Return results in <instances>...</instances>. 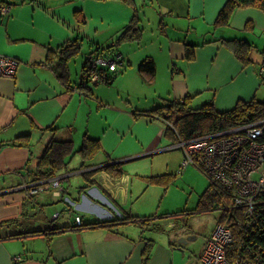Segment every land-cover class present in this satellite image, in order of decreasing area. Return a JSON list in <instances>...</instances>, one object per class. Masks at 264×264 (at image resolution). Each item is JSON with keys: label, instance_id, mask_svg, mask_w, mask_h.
<instances>
[{"label": "crops", "instance_id": "crops-1", "mask_svg": "<svg viewBox=\"0 0 264 264\" xmlns=\"http://www.w3.org/2000/svg\"><path fill=\"white\" fill-rule=\"evenodd\" d=\"M2 1H6L9 10L0 16V54L16 58L18 67L13 78L0 77V264H198V255L208 235L200 250L187 256L185 243L172 241L186 237L172 221L174 216L171 219L157 216V220L166 219L163 231H153L162 234L160 237L137 234L133 228L136 220L123 219L139 213L134 203L143 190V177L162 174L147 175L143 173L148 172L135 170L137 173L131 176L122 168L123 163L117 177L99 168L94 169L87 181L82 176L84 169L67 173L74 175L72 181L78 184L82 179L83 184H78L72 193L66 186L71 181L67 176L62 183L63 194L72 200L75 213L84 223H93L79 229L74 228L71 214L64 213L60 217L69 218L59 223V217L54 224L52 214L46 215L48 205L54 207L51 213L64 210L66 205L51 189L29 196L19 188L34 179L32 171L37 158L51 139L72 141L75 150L82 143L90 147V141L97 140L98 154L88 161L89 170L145 151L144 147L139 149L143 145L142 134L134 132L129 121L142 117L141 122H150L148 112L155 106L138 118L123 110L122 120L113 114L121 109H110L89 82L81 84L83 61L82 64L74 61L80 75L72 80L69 61L78 58L84 39L92 43L87 55L98 49L100 55L116 57V65L122 68L118 72L103 68V75L111 72L118 75L127 68L119 77L130 72V77L137 74L151 82L164 69L159 66L162 59L171 66L166 63L165 97L170 100L186 97L190 104L202 95V101L210 102L214 109L227 110L256 97L252 69L264 73L260 71L264 48L257 49L249 42L248 30L256 26L264 30V12L255 5L240 6L237 0H231L230 14L221 23V38L204 43L202 39L209 38L212 13L220 11L228 0ZM61 7L65 8L63 12ZM147 17L152 31L145 34L143 22ZM196 21L205 27L201 34ZM128 26H131L128 29L131 38L124 37L116 43ZM212 35L215 37L216 30ZM73 40L79 42L80 52L68 59L66 74L61 77L56 68L60 44ZM190 41L195 43L193 54L191 59H185ZM109 47L110 54L101 52ZM143 59L153 61V78L139 69ZM238 74L251 75L253 80L232 85ZM98 82H103L102 78L95 80L94 85ZM160 99L153 105H165L164 101L169 100ZM160 131L164 135L162 123ZM74 158L72 165L82 162L81 156ZM60 173L65 174L64 170ZM45 194L55 200H48ZM16 230L36 234L9 236Z\"/></svg>", "mask_w": 264, "mask_h": 264}, {"label": "rangeland", "instance_id": "rangeland-1", "mask_svg": "<svg viewBox=\"0 0 264 264\" xmlns=\"http://www.w3.org/2000/svg\"><path fill=\"white\" fill-rule=\"evenodd\" d=\"M63 1V0H59ZM65 8L61 7L60 10L63 12ZM219 11L212 13L211 22L212 24L209 27V33H207L209 38H212V31L216 30L215 37L221 38L220 30L223 29L221 22H215V17ZM145 24V34L152 31L151 23L149 18H146ZM197 24L198 32L201 34L204 32L205 27L199 21L195 22ZM142 28L141 25H138ZM264 30L259 29L258 26L254 28V30H248L249 42L254 44L257 49L264 48ZM213 39V38H212ZM104 40V39H102ZM120 44V43H119ZM121 45V44H120ZM90 46H92L91 40L84 39L81 44V53L74 59H70L69 67L72 72V80H75L76 76L79 78L80 69L76 66L75 60L78 64L83 61V57L87 54L86 50H89ZM75 56V55H74ZM111 59L115 60L114 56H110ZM159 66L160 68H164L158 72L156 79H153L151 82L146 77L135 76L132 74V77L129 76L130 72L124 74L122 77H119L127 68L123 70L122 73H118L116 78L110 83L105 84L103 82H98L94 85L93 82H89V86L92 89L97 88L96 93L101 95L106 102L110 109L121 111L113 112L114 115L119 116L120 118L125 119V114L123 110H127L129 116H134L138 118L142 116L143 113L149 111L153 106L154 101L157 103L160 102V98H166V83L168 80V73L166 72V63L167 61L159 59ZM249 64V63H247ZM167 66L171 67L170 65ZM250 66V64H249ZM258 67V66H257ZM107 68V67H102ZM109 69V68H107ZM117 72L122 68H119L117 65L114 69ZM251 69V67H247V70ZM253 74L255 75V96L258 98H264V73H258L257 70L252 69ZM111 71V70H109ZM134 73H137L133 70ZM78 80V79H77ZM76 80V81H77ZM253 76L246 75V74H238L234 79H232V85H236L242 81H252ZM252 95V91L250 93ZM202 96V95H200ZM198 97V99L194 103L193 101L190 102L189 106L194 107L196 105L201 104L202 97ZM255 97V98H256ZM167 102V101H164ZM162 104V103H161ZM144 108V109H140ZM144 116V115H143ZM142 118V117H140ZM140 118L136 119L138 121H129L130 128L136 132L142 134L143 138V145H140L139 149L144 147L143 156L138 158L129 160L124 162L121 166L122 168L131 176L137 173V171L141 172H148L143 174H169L172 177L166 185H142L143 190L141 191L140 195L135 200V207L137 208L138 215L139 214H153L152 216H164V215H171L174 214L175 222L177 224V228L184 232L186 236H190L191 239L184 244V247L187 248V256H193L200 250L203 239L205 236L209 234V232L213 229L218 217L220 216V211L217 210L215 207L213 209L209 208L207 210H199L200 209V201H202V194L204 189L207 187L208 184V177L201 171L197 166L193 164H188L185 167H181L183 161V153L179 149L167 148L171 142H173L170 136L162 135L160 131V121L156 119H152L150 122L143 123L140 121ZM165 128L166 125L163 124ZM151 146L155 152L145 154L147 150L151 149ZM135 147V146H134ZM132 147L131 149H133ZM165 149V150H163ZM156 150H160L157 151ZM73 158L70 161L69 169L77 168V165H72L74 162ZM79 161H76V164ZM137 170V171H135ZM150 172V173H149ZM69 174V173H68ZM70 182L66 186L70 188V191H73L78 187V184H83L82 179L77 182L72 181L74 175L70 174ZM67 177V179H68ZM145 183V182H144ZM52 190V188H51ZM73 190V191H72ZM46 195V194H45ZM48 200H55L54 198L46 195ZM45 197V198H46ZM68 197L67 195L62 194L59 198L65 205L64 198ZM133 199V198H132ZM55 205L60 206L59 202H55ZM216 206V204H215ZM54 210L52 205L47 206L46 215L51 216V212ZM69 216H62L59 218L58 222H63V220L68 219ZM136 230L137 234L140 232L144 233L146 237L149 235H158L159 237L162 235L158 232H153L149 230H142L138 226H133Z\"/></svg>", "mask_w": 264, "mask_h": 264}, {"label": "trees", "instance_id": "trees-1", "mask_svg": "<svg viewBox=\"0 0 264 264\" xmlns=\"http://www.w3.org/2000/svg\"><path fill=\"white\" fill-rule=\"evenodd\" d=\"M229 1V2H228ZM227 4L220 9L218 12L215 22H226L230 10H231V0H228ZM238 5L240 6H256L261 11L264 12V0H237ZM228 23V22H227ZM131 26L127 27V30H123L120 34L121 37L116 41L119 42L125 38H131L128 29ZM125 37V38H124ZM213 39H217V37H212ZM212 38H203L202 42H210ZM190 44H187V48L185 51V59H191L193 54V48L195 43L190 41ZM240 43H243L240 42ZM61 48L58 52V58L56 61V68L59 76H65L67 69L68 59L71 58L72 55H75L80 52V44L77 40L62 42L60 44ZM109 48L102 49L101 52H106L110 54ZM98 50V49H97ZM104 50V51H103ZM238 55L239 50L236 49ZM87 55V54H86ZM85 55L83 59V73H81L80 82L84 86V81L86 78L89 80L90 71V63L91 61L100 55L98 54H88ZM262 66L261 68L264 71V53L262 54ZM140 70H145L146 75L152 77L154 75V64L151 59H143L140 63ZM103 68L97 69L98 76L102 78V81L106 84H110L117 76L116 73L111 72L109 75H103ZM262 71V72H263ZM149 79H152L150 78ZM88 82V81H87ZM85 81V85H87ZM86 87V86H85ZM168 102V103H167ZM165 102V105L159 104L155 105L153 109L149 112L146 111L143 114H148L150 116V120L156 119L157 121H161V123L165 124L163 134L166 136H170L173 140L170 144L178 141L179 139L187 140L194 137L197 134L209 133L222 128L229 127L237 122H241L247 118L259 117L264 115V100H255L252 99L247 103H239L238 105L227 109V110H216L210 102H200L201 104L196 105L194 107H190L187 103V98L182 97L181 99L168 100ZM148 112V113H147ZM145 116V115H144ZM91 146L89 147L86 143H82V145L78 149H73L72 141L67 140H54L51 139L43 149L41 155L37 158L36 167L32 171L34 177L36 179H45L46 177L59 174L60 171L64 170L65 174L74 171L75 169H84L87 170L89 166L90 158L94 157L98 154L97 147L99 146V142L97 140L90 141ZM165 150V149H164ZM180 150V149H179ZM81 156L82 162L78 163L77 168H68L70 161L74 158V156ZM121 163H113L105 165L98 170H104L109 173L113 177H117L121 172L119 166ZM203 173L208 177L207 187L204 189L202 194V201H200V209L199 210H207L209 208L213 209L214 207L220 211V216L218 217V222H222L223 220L229 219V217H241L244 218L243 209L234 210L233 213H228L224 210L228 206L225 204L226 199V190L224 187L218 182L212 181L209 176L205 173L204 169L200 166H197ZM94 170H87L82 172V176L84 175L85 180L88 178ZM145 184L148 185H166L172 177L169 174L162 175H149L144 176ZM258 205L252 207L253 216L251 221H249L247 225L246 234L240 237L239 245L237 246L240 249L241 253H245L251 258L253 264H264V195L258 196L257 200ZM216 204V206H215ZM64 214V213H63ZM62 214V215H63ZM69 214V213H68ZM150 214L149 216H139V215H129L124 217L123 219H132L136 220L134 225L138 226L141 231L142 230H150V231H163L165 226L163 225L166 222V219L157 220V216ZM61 216V215H60ZM59 216V217H60ZM170 219L174 214L164 215V217H169ZM163 217V215L161 216ZM176 217V216H174ZM173 217L172 221H175ZM122 219V220H123ZM83 222V220H82ZM100 223H112L111 221H99ZM12 223L11 221H6V224ZM88 224L93 223H82L81 225H76L74 228L79 229L87 226ZM50 231V228H48ZM38 232V231H36ZM40 232V231H39ZM142 232H140L141 235ZM209 232L208 236L210 235ZM27 234H36L35 231H19L16 230L12 232L9 236L14 237H23ZM207 239V238H206ZM238 241V237H235V243Z\"/></svg>", "mask_w": 264, "mask_h": 264}, {"label": "built area", "instance_id": "built-area-1", "mask_svg": "<svg viewBox=\"0 0 264 264\" xmlns=\"http://www.w3.org/2000/svg\"><path fill=\"white\" fill-rule=\"evenodd\" d=\"M8 13V7L0 0V16ZM117 59L109 55L95 57L90 63V81L99 78L97 69H114ZM16 58L0 54V77L13 78L17 72ZM260 71L263 70L260 68ZM167 148L180 149L183 153L181 167L188 164L200 166L212 181L226 190L224 210L233 213L243 209L244 218L229 217L214 225L198 255V264H253L252 259L238 249L240 237L246 234L247 225L253 216L252 207L258 205V196L264 195V115L247 118L229 127L170 144ZM152 146L148 152H154ZM157 151V150H156ZM68 174H56L47 183L38 186V191L50 185L53 195L62 196V183ZM64 210L54 211L52 219L63 213L73 216L75 224L81 225L82 218L75 213V205L69 197L64 198ZM238 241L235 243V237Z\"/></svg>", "mask_w": 264, "mask_h": 264}, {"label": "water", "instance_id": "water-1", "mask_svg": "<svg viewBox=\"0 0 264 264\" xmlns=\"http://www.w3.org/2000/svg\"><path fill=\"white\" fill-rule=\"evenodd\" d=\"M89 76V75H88ZM90 79V78H89ZM86 82L87 81H89L88 80V78H86V80H85ZM158 151V150H157ZM156 151V152H157ZM155 152V151H154ZM145 154H149V153H152V152H149V153H147V152H144ZM144 154H140V155H134V156H131V157H126V158H122V159H119V160H115V161H112V162H110L111 164H113V163H124V162H126V161H129V160H132V159H135V158H138V157H140V156H143ZM109 164V162L108 163H103L102 165H99L98 167H93L92 169H90V170H94V169H96V168H101V167H103V166H105V165H108ZM90 168V167H89ZM89 168L87 169V170H89ZM86 170V171H87ZM77 170H74V171H72V173H75ZM43 183H47V180L46 179H36V177H34V179L32 180V181H30V182H27L26 184H23V185H21L20 187L21 188H19V189H21V190H25L26 192H27V195H33V194H35V193H37V192H40V191H38L37 189H38V186L39 185H41V184H43ZM191 239V237L190 236H186V237H181V238H178V239H176V238H174V239H172V241L173 242H175V241H177V242H179V243H187L189 240Z\"/></svg>", "mask_w": 264, "mask_h": 264}, {"label": "flooded vegetation", "instance_id": "flooded-vegetation-1", "mask_svg": "<svg viewBox=\"0 0 264 264\" xmlns=\"http://www.w3.org/2000/svg\"><path fill=\"white\" fill-rule=\"evenodd\" d=\"M99 52V51H98ZM98 52H97V50H95V51H92V54L94 55V54H98ZM54 177V175H52V176H49V177H46L45 179H51V178H53ZM52 187L50 186V185H47L44 189H51ZM55 189L54 188H52V190H51V192L52 191H54ZM57 220V218L56 219H52V217H51V221L53 222V224L55 223V221Z\"/></svg>", "mask_w": 264, "mask_h": 264}, {"label": "clouds", "instance_id": "clouds-1", "mask_svg": "<svg viewBox=\"0 0 264 264\" xmlns=\"http://www.w3.org/2000/svg\"><path fill=\"white\" fill-rule=\"evenodd\" d=\"M5 4H6V1H3ZM8 10H9V7H8ZM100 56V55H99ZM92 62V61H91Z\"/></svg>", "mask_w": 264, "mask_h": 264}]
</instances>
